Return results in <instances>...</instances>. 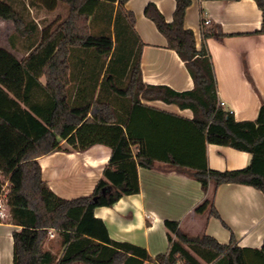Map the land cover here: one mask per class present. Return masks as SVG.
Listing matches in <instances>:
<instances>
[{
    "label": "trees",
    "instance_id": "16d2710c",
    "mask_svg": "<svg viewBox=\"0 0 264 264\" xmlns=\"http://www.w3.org/2000/svg\"><path fill=\"white\" fill-rule=\"evenodd\" d=\"M27 1L50 12L66 7L67 15L42 29L40 40L23 58L0 47V194L6 177L10 222L20 226L12 232L13 264H264V242L261 248L240 247L233 235L229 243H220L206 233L191 235L170 219L165 220L168 249L152 257L145 247L112 238L104 220L95 215L96 208L139 193L138 168H152L157 160L189 167L206 192L212 186V196L196 207L197 213L221 218L214 198L224 183L250 185L264 193V100L254 120L238 121L220 104L205 43L208 37L223 40L228 35L220 25H204L202 12L203 43L198 49L194 31L185 26L191 0H175L171 22L154 2L145 6V15L193 78L192 89L177 91L143 81L145 43L135 28L134 12L126 8L128 0ZM255 1L263 12L256 32L264 34V0ZM25 5V0H0V18L12 21L20 38L37 39L38 25L26 18ZM142 99L191 109L192 119L176 117L194 127L204 145L249 152L251 163L217 170L208 166L205 150L203 163L186 150H159L155 130L143 117L151 125L167 112ZM63 140L73 150L95 144L112 149L89 195L63 198L43 178L39 157L69 150ZM51 230L61 236L60 256L44 247Z\"/></svg>",
    "mask_w": 264,
    "mask_h": 264
},
{
    "label": "crops",
    "instance_id": "0c3cea01",
    "mask_svg": "<svg viewBox=\"0 0 264 264\" xmlns=\"http://www.w3.org/2000/svg\"><path fill=\"white\" fill-rule=\"evenodd\" d=\"M154 2L171 22L176 9L175 0H128L126 8L136 17L135 28L145 43L141 55L143 81L164 84L177 91L194 87L193 78L178 53L167 47L166 37L145 13V6ZM202 12L218 24L223 40L208 37L205 43L211 53L218 86L219 100L230 109L236 120H254L264 100V34L257 33L263 22V12L255 0H191L185 13V26L194 31L197 48L203 43ZM209 24V25H210ZM207 25V26H209ZM142 103L167 112L150 118L146 125L155 130L154 145L159 150H186L203 163L217 170L240 169L252 161V154L235 148L203 144L198 131L178 117L192 119L191 109H182L174 103L144 100ZM65 141L63 140V144ZM60 150L39 157L43 178L59 196L67 199L89 195L102 177L112 149L95 144L85 151ZM140 192L123 196L113 206H102L95 215L104 220L112 238L145 247L155 257L167 251L169 240L165 220H177L179 227L191 234L214 236L220 243H229L234 235L237 245L261 248L264 242V193L250 185L221 184L215 193V205L221 216L197 213L196 207L212 196L202 188L189 167L176 166L157 160L152 168L139 167ZM227 224L224 225L223 221ZM20 226L0 221V264L12 259V232ZM45 248L57 256L63 251L61 236L54 231ZM58 241L55 252L51 242Z\"/></svg>",
    "mask_w": 264,
    "mask_h": 264
},
{
    "label": "rangeland",
    "instance_id": "374dc122",
    "mask_svg": "<svg viewBox=\"0 0 264 264\" xmlns=\"http://www.w3.org/2000/svg\"><path fill=\"white\" fill-rule=\"evenodd\" d=\"M27 5L22 7L24 14L26 18L30 21L35 22L38 25V38H33V39H22L20 38L16 33H15V27L14 23L9 20H3L0 18V47H4L8 49L9 51L13 52L18 58H23L25 57L28 52H29V47L32 44L38 43L40 40V33L42 29L48 27L51 23H53L56 18L62 19L66 17L67 15V9L66 7H59L57 10L50 12L43 7L40 6H31L28 4V1L25 0ZM17 6V2H16ZM102 79V75L100 77ZM69 145L64 143L63 147H68ZM5 179H8L5 177ZM11 217L9 216L8 218L0 221H10ZM53 231V230H51ZM54 232V231H53ZM51 238V235L49 233L48 238L46 239L44 243H48V239ZM52 249L55 252H58L60 249V243L56 241L51 242ZM7 264H12V259L8 260ZM204 264H207L204 262Z\"/></svg>",
    "mask_w": 264,
    "mask_h": 264
},
{
    "label": "built area",
    "instance_id": "2783aa9c",
    "mask_svg": "<svg viewBox=\"0 0 264 264\" xmlns=\"http://www.w3.org/2000/svg\"><path fill=\"white\" fill-rule=\"evenodd\" d=\"M210 23H211V20L207 18L206 16H204L203 24L208 25ZM220 104L224 105V103L221 101H220ZM9 186H10L9 179H5L2 190H1V194H0V220H4L10 216L9 209L6 204V195L8 193ZM49 233L51 236H53V231H49ZM157 264H168V263L157 262ZM176 264H180V263H176Z\"/></svg>",
    "mask_w": 264,
    "mask_h": 264
}]
</instances>
